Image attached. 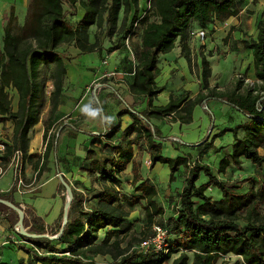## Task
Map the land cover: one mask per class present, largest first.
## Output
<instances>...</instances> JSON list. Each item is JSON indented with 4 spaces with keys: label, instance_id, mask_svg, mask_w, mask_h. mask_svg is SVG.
Returning a JSON list of instances; mask_svg holds the SVG:
<instances>
[{
    "label": "trees",
    "instance_id": "obj_1",
    "mask_svg": "<svg viewBox=\"0 0 264 264\" xmlns=\"http://www.w3.org/2000/svg\"><path fill=\"white\" fill-rule=\"evenodd\" d=\"M147 1L149 9L141 16H138L139 0H30L22 24L18 23L13 7L3 17L0 122L10 121L12 132L10 142H4L0 161L6 167L13 151L20 150L22 158L31 164L35 179L41 176L56 141L47 135L51 125L47 122L43 127V152L28 153L29 134L39 119L40 97L46 81L52 87L49 118L60 103L67 74L66 52L61 46L72 45L83 53L100 50L102 35L110 41L108 49H115L121 44L125 46L136 22L142 24L137 64L128 88L132 94L146 97L149 108L120 110L118 115L129 112L132 119L126 129L120 130L116 126L112 130L92 134L79 166L90 184L85 185L82 180L75 179L81 182L82 188L69 185L72 198L66 222L57 238L22 235L40 251L24 247L28 264H97L94 256H81L84 250L94 255L110 254L112 264H217L227 254L237 257L233 262L221 260L220 264H264V172L261 180L246 176L227 182L214 176L207 163L188 161L187 157L165 156L161 153L162 138L152 123V119H164L167 115L171 121L190 123L195 106L204 105L210 99L222 101L243 113L246 120L230 129L232 150L229 156L219 160L217 171L223 174L228 166H240L243 160L250 161L254 169L261 170L264 163V153L260 152L264 151V7L255 25V37L242 39L243 46L251 51L254 75L260 84L255 83L243 92H224L209 87L210 66L201 56L203 91L193 97L189 96V91L170 94L166 103L153 105L152 100L164 89V85L155 81L160 54L171 51L179 37L181 54L189 62L187 38L191 24L205 28L208 24L223 22L238 14L244 1ZM76 2L79 17L71 23L66 19L69 12L63 4L68 5L70 12L76 13ZM149 14L155 18L149 20ZM93 26L95 31L91 32ZM45 64L50 66L44 73ZM10 89L17 94L16 109L11 106ZM134 149L149 154V167L156 162L167 164L170 181L175 178L174 173L179 166L186 171L178 194L179 205L166 225L169 233L167 252L144 251L138 247V243L152 233V225L161 224L157 217H162L164 207L156 200V186L140 174V163L134 158ZM128 165L131 173L129 193L122 190V175ZM55 170L58 172V165ZM201 173L207 178L205 182H199ZM62 178L68 184L69 180L63 174ZM244 183H247L246 187L240 186ZM211 185L220 190V198L215 199L208 194L207 189ZM89 189L92 190L90 199L93 202L86 206L85 190ZM13 192L14 185L0 192V199L9 200ZM137 205L141 206L145 216L144 229L139 232L143 236L137 240L136 248L129 249L120 246L121 239L113 237L118 232L125 233L130 226L129 215ZM61 223L62 218L52 234L59 231ZM102 230L104 234L97 241ZM34 232L49 231L39 226ZM176 252L178 255L166 263Z\"/></svg>",
    "mask_w": 264,
    "mask_h": 264
},
{
    "label": "rangeland",
    "instance_id": "obj_2",
    "mask_svg": "<svg viewBox=\"0 0 264 264\" xmlns=\"http://www.w3.org/2000/svg\"><path fill=\"white\" fill-rule=\"evenodd\" d=\"M244 5L242 6V9L240 11L241 14L236 19L235 25H238V29L242 34L241 38H233V30L235 29V25L232 23H229L228 20L223 21L222 23L217 24H208L205 29V37L203 39H199L196 37H190L188 36L187 40L190 39V46L189 47V62L186 61L187 66L190 70V73L201 80V56H204L210 66V75L208 76V86L213 87L218 91H224V92H230V91H237V92H243L247 88H252L255 83L260 84V82L256 79V77L249 78L247 70L249 67H251L252 62V56L250 55V50L245 48L242 43V39L249 40L251 37H255L256 35V22L260 18L261 12L264 7V0H243ZM249 4L250 8L252 9H245L244 6ZM139 11L138 16H141L146 10L149 9L148 1L147 0H139L138 3ZM64 9L68 10V14L66 16V19L71 22L75 23L76 20L79 17L78 14V2H76V13H72L69 10V7L67 4H63ZM262 9V10H261ZM252 10V11H251ZM261 10V11H260ZM27 9H24V11L18 12L19 19L18 23L22 24ZM131 13L129 14V16ZM155 17L152 14H149L148 19H154ZM229 19V18H228ZM235 22V19H234ZM139 23V22H136ZM136 23L134 24L133 30L136 31L137 26ZM136 26V29H135ZM196 24H191V29L195 28ZM91 32L95 31V27L93 26L90 30ZM102 43H105L106 46H108V41L106 36L101 37ZM111 38V37H110ZM112 38H114L112 36ZM110 42V41H109ZM65 45H62L61 48L63 49ZM66 47L64 48V50ZM182 55V54H181ZM160 56H162L160 54ZM183 56V55H182ZM251 56V57H250ZM186 60V59H185ZM253 63V62H252ZM50 66V64H45V67L43 68V72L45 73V68L47 69ZM159 66V63H158ZM94 70L91 72H85L86 75L89 74L87 77V80L91 78V75H93ZM85 75V76H86ZM97 75V73H96ZM84 79L80 77L74 76V80L72 83H75L74 89L78 90L80 89V86L82 83H84ZM253 82V84L251 83ZM194 86H196L195 82L192 81ZM202 83V81H201ZM88 87V95L90 96L92 103L97 104L98 100L94 98V93L97 98H99V92L103 90L106 86L102 79L98 78L91 82V84ZM51 85L48 81L45 82V87L43 89V92L41 94L40 100H41V107H40V113H39V119L38 122L32 127L31 131H33L32 135H34L35 132H38L41 130L42 126L47 124V122H50V128L49 136L50 139L53 138L54 142L57 140V135L59 131L64 128L66 125L65 123L70 122L69 115H64L61 117L60 120H57L56 123L55 117H57V109L53 113L52 117L49 118V112H50V102H49V92L51 90ZM93 90L94 93H93ZM9 95L11 96V106L13 109H16V102H17V94L14 89L8 90ZM206 92V90H204ZM96 102H95V101ZM219 101V100H218ZM222 102V101H220ZM224 103V102H223ZM226 104V103H225ZM202 105H197L193 114H192V121L190 123H184V124H178L176 122H167L171 121L170 117H165L164 119L166 121H161V132L163 133L161 136V149L162 154L165 156H168L169 154L177 153L178 151H186L189 148L193 149L194 151L197 150V148L204 146V144L209 143L212 144L215 148L219 146H223L224 148L229 149L231 147V144L233 142V135L231 132V128L235 126L236 124L243 123L246 120V116L235 109L234 107L230 106V109L228 111H217L213 110V113L215 116H211V113L201 107ZM232 116V118H231ZM64 122V123H63ZM8 126H3L1 128V134H0V140H8L10 139L9 136H11V123L10 121L7 122ZM213 125V128L211 129V126ZM211 129V130H210ZM30 131V132H31ZM171 133L173 135H176L178 140L175 142H171L169 139L168 134ZM241 134V132L239 133ZM209 135V136H208ZM4 141V140H3ZM214 141V142H213ZM30 142V141H29ZM44 142V141H43ZM72 142V141H71ZM56 143V142H55ZM55 149V144H54ZM44 150V149H43ZM220 150H223L220 149ZM217 151L214 153H211L212 150L209 149L205 151V154H208L210 158L211 163L213 161L217 160V164L219 160L224 156V152ZM262 151V150H261ZM43 151L40 149V151L37 153L41 154ZM197 152V151H196ZM264 152V151H262ZM221 153V154H219ZM141 152H137L135 158L137 161H139L141 157ZM101 156V154H99ZM173 157V156H170ZM55 160H51L48 157L47 163L44 165V169L42 170L41 176L38 179L33 178L34 177V171L31 166V171L29 170L27 173L25 172L26 176V182L33 181L31 185L25 187L26 192H37L41 191L38 195H30L25 196L26 194L23 193H17L15 198H22L23 201L14 199L12 194L10 195L9 200H4L6 202H9L17 207L18 209L22 210L23 213H26L27 215H24L23 217V228L28 233H35L34 230L38 229L39 226H43L41 219H37L34 216V213L32 209L30 208V205L34 207L38 212L37 214L42 217V219L48 220V219H55L57 221L53 222L51 225H47L48 227H44L47 231L45 233H35V234H48V235H54L51 233V231L56 230V227H58V223L61 221L62 215H63V209L65 205V199L67 196V186L64 184V180L62 181L58 177V173L64 172L63 169H65V166L63 164H59L58 160L54 158ZM33 160H36L34 158ZM27 159H23V170L27 167L25 162ZM190 161L192 159L190 158ZM194 160L193 162H195ZM200 162V161H199ZM55 163L58 165V172L55 170ZM192 163V162H191ZM167 168V172L165 177V186L170 187L173 191H178L183 186V174H184V167L181 166L180 170H177L174 173V179L172 181L169 180V167L165 166ZM6 172L0 178V183L2 181V184L7 183L8 179H10V186L14 185L13 177H12V168L11 166L7 165ZM152 169V167H151ZM264 172V163L262 165L261 170L254 169L252 163L248 160L244 161L243 165L240 166H234L233 169H226L224 175V181H233L242 179L246 176H251L252 178H255V180H261L262 174ZM49 173L52 174L53 179L48 180L45 182L46 178L48 177ZM79 173V172H77ZM63 174V173H62ZM64 175V174H63ZM68 180V185H74L78 189L82 188L81 182H76L75 179H73L68 173L65 172L64 175ZM131 178V173L124 171L122 175V190L124 192H131V187L129 185V181ZM158 179L161 182L160 176L158 175ZM158 181V180H157ZM199 181L202 182V179L199 178ZM160 185V184H158ZM42 186V187H41ZM240 186L246 187L247 183H244ZM69 187V186H68ZM4 188L0 187V192ZM8 190V189H7ZM5 192V190H3ZM86 192V199H85V205L90 206L92 205L90 196L92 194V190H85ZM19 194L24 197H19ZM208 194H210L213 198L218 199L221 196V192L217 187H213L212 190L208 191ZM28 195V194H27ZM164 200L160 201L159 204L165 206L164 213L162 217H157L159 219V222L163 225L169 224V221L173 217L172 214L176 211V199L175 195L171 193L170 196H164ZM0 208L2 209V214L8 219L9 221V230L7 237H11L14 235L15 229L14 226L18 223V211L15 207H12L8 205L5 202L0 203ZM143 209L140 205H137L134 209H132V216H140L138 219H135L133 222L130 221V226L128 229L123 232H118L114 235L113 238L121 239L120 246L122 247H128L129 249L136 248V242L139 238H141L143 235L139 232L144 229V222H145V216L142 212ZM138 214V215H137ZM130 215V218H131ZM53 219V220H54ZM156 224V223H155ZM1 230V227H0ZM56 234V233H55ZM104 234V230H102L99 233L97 241H100L102 236ZM22 236V235H21ZM23 238V237H22ZM170 238H172L170 236ZM54 240L55 238H51ZM26 246H29L34 252H39L38 249L34 247L33 244L29 242L23 243ZM19 250L17 246L10 245L6 247L0 248V253L3 256V260H7L8 253H15ZM178 255V252L171 254V257L166 261V263H170L171 260ZM81 256L84 258H92L94 256V260H96L97 264H112V257L110 254H97L94 255L91 251L84 250L81 253ZM189 262L191 260V253L189 252ZM237 256L232 254H227L223 257H221L217 264H220L221 260L227 261V262H233L236 259ZM2 260L1 263L4 261Z\"/></svg>",
    "mask_w": 264,
    "mask_h": 264
},
{
    "label": "crops",
    "instance_id": "obj_3",
    "mask_svg": "<svg viewBox=\"0 0 264 264\" xmlns=\"http://www.w3.org/2000/svg\"><path fill=\"white\" fill-rule=\"evenodd\" d=\"M29 1L30 0H0V45L3 35V17L7 15L10 8L13 7L17 19H19L18 12L20 11L23 12L24 9H27V5ZM244 7H245L244 10L252 9L250 8L249 4L245 5ZM241 12L242 11H239L237 15L229 17V19H227L228 22L231 23L232 21V23L235 25L237 21L236 19L238 18V16H240ZM217 23L220 24L222 22H215L213 24L215 25ZM136 26H135L136 31L133 30V33L128 38L129 45L127 48L121 44L119 45V47L115 49H108L109 48L108 46L110 45V42L108 41L107 44L108 46H106L105 43H102V48L100 50L83 53L78 48L72 45H67V46L65 45L66 47L65 52L67 59H65L64 61L67 69V74L64 79L63 91L60 97V103L57 107V111H56L57 117H55L54 123H56L57 120H60L61 117L64 115H69L70 122L65 123L66 125L64 126V128H62L59 131L55 143V149L51 150L49 154V159L54 161L55 160L54 158H56L59 164H63L65 166V169H63L64 172L62 171L64 175L66 172L73 179L82 180L85 185H89L90 182L86 174L79 170V166L82 162L81 159H83L85 156V148L89 146V142L92 137V134H96L102 131H109L114 129L116 126H119L120 130L126 129L131 124L132 119L130 117L129 112L123 113L122 115H118V112L120 110L130 111L133 109L144 110L146 108H149V102L146 97L134 95L129 91L128 88V83L131 81L133 77L134 68L135 65L137 64L136 52L140 48V36L142 31V24L136 23ZM234 27L235 29L233 30L232 37L234 39L237 37L241 38L242 34L238 29V25H235ZM90 39L92 38L90 37ZM190 42L191 40L188 39L187 44L189 46H190ZM161 55L162 56H159V60H158L159 66L157 63L155 81L158 85H164V89L161 92H159L157 96L152 100L151 103L153 105H160L166 103L170 94L177 95L183 91H189V96L193 97L199 91L201 90L203 91L201 80L197 77H194L190 73L186 60L181 55L179 37L176 39L174 47L171 49V51ZM250 55H251V51H250ZM92 70H94L93 75H91V78L87 80L89 74L86 75L85 72L87 71L91 72ZM247 72L249 78L255 77L254 67L252 62H251V67H249ZM74 76L76 77L78 76L80 78L85 77L84 83L81 84L78 92L77 89L76 90L74 89L75 83H72L74 80ZM98 78L104 81L106 87L99 92L98 103L94 104L92 103V100L88 95L87 86H89L92 81ZM192 81L195 82L196 86H194L193 83H191ZM86 105L90 106L92 110L96 111L97 115L90 116L83 113L81 109L84 108V106ZM201 107L207 109L211 113V116H215L213 110L214 111L219 110L223 112L224 110L228 111V109H230L229 105L220 102L216 99L208 100ZM195 108L196 106L194 107L193 112ZM161 121H166V120L152 119L154 130L157 132L158 135L163 134L160 131ZM7 122L8 120L1 121L0 129L3 126H8ZM167 122H176L179 125L184 124L179 121H167ZM212 128L213 125L211 126V129ZM11 129H12V123H11ZM43 129L44 128L42 126L41 130L35 132L34 135H32L33 131L30 132L28 153L37 152V151L39 152L40 149H42L43 151L45 145V141L43 140L42 137ZM50 130L51 128H49L47 131L48 136ZM168 136L171 142H175L178 140L176 135L169 133ZM9 138L11 139V136H9ZM10 139L8 140L3 139L4 141L0 140V142L9 143ZM222 148L223 150H220ZM209 149L212 150L211 153L220 150L221 152H224V156H229L232 150L231 147L227 149L221 146L220 144L215 148L212 144L206 143L204 144V146L197 148L196 150L197 152L189 148L186 151H178L177 153L169 154L168 156L187 157L188 161H190L191 158L193 161L197 160L200 161L201 163H207L214 176H216L219 179L220 178L224 179V175L217 171L218 164L216 158L213 161V163H211L210 161L211 157H209L208 154L204 153ZM262 151L260 150L261 153H264ZM137 152L142 153L138 161L140 163V174L142 175L143 178L149 179V181L152 182L157 188L156 200L160 202L165 199L164 196H170L171 193H173L177 201L176 207H178L179 205L178 194L181 189L178 191H173L170 187L165 186V181H166L165 179H167L165 175L166 172L168 171L165 166L168 165L160 162H156L151 169V167H149V154L144 150L139 151L137 149H134V158ZM25 164L27 167L25 168L24 171L27 173L29 170L31 171V164L28 161H26ZM243 164H244V160L241 163V165ZM180 168L181 166H179L178 170H180ZM227 169H233V166L230 165L227 167ZM125 171L129 172L130 174V165L127 166ZM158 175L160 176L161 182L158 179ZM185 175H186V171H184L183 174V184L185 180ZM199 178L202 179V182H205L207 180L206 176L203 175L202 173L200 174ZM50 179H53L51 173H49L45 182H47ZM9 183H10V179H8L7 183L5 184H2L1 181L0 187L4 188L3 190L6 191L7 189L10 188ZM212 189L213 186L211 185L210 187H208L207 192ZM3 190H1V192H4ZM40 192L37 191V192L27 193L25 191L23 194H26L25 196H29V194L38 195L40 194ZM14 195H16V192H13L12 196L15 200L18 199L15 198ZM21 196L22 195L19 194V197ZM22 197H24V195ZM18 200L23 201L22 198H19ZM163 207L165 208V206ZM30 208L34 213V216L41 219L44 227H48L47 225L50 224L52 225L53 222L56 221L54 218H53L54 220L42 219V217H40V215L37 214L38 211L34 207L30 205ZM130 215H129V220L132 222L140 217L137 216L136 218H134L135 216H132L133 215L132 214L130 218ZM9 224L10 223L8 219L2 213H0V227H1L0 248L9 246V244L6 242V240L8 239L7 234L9 230ZM24 247H28V246L22 243L17 245V248L19 250H17V252L15 253H8L7 260H3V256L0 253V264H28L27 263L28 255ZM2 260L4 261L3 263H1Z\"/></svg>",
    "mask_w": 264,
    "mask_h": 264
},
{
    "label": "built area",
    "instance_id": "obj_4",
    "mask_svg": "<svg viewBox=\"0 0 264 264\" xmlns=\"http://www.w3.org/2000/svg\"><path fill=\"white\" fill-rule=\"evenodd\" d=\"M189 36L191 37H196L199 39H203L205 37V29L204 28H193L189 30ZM129 39L127 38L125 40V46L128 47L129 45ZM253 84V82H251ZM95 90H93L94 93ZM94 98L98 100L94 93ZM95 101V100H94ZM96 102V101H95ZM166 117H170V115H167ZM0 134H1V129H0ZM45 148V145H44ZM4 149V142H0V153ZM8 166H11L12 168V177L13 181L15 184L14 186V191H17L18 193H24L27 186L31 185L32 182H26V176H25V171L23 170V158H22V153L20 150H14L11 157L10 161L7 164ZM6 167L3 166V164L0 161V178L4 175L6 172ZM35 178V173L34 177ZM12 186V185H11ZM10 186V187H11ZM7 191V190H6ZM23 212V211H22ZM24 215H27L26 213H23ZM15 232L14 235L11 237H8L6 242L9 245L17 246L19 244H23L26 242L21 236V230H20V225L17 223L14 226ZM168 229L166 225L162 224H153L152 225V233L148 235L146 238H144L142 241L138 243V247L143 249L144 251L147 250H152L154 252H167L168 251V244H167V238H168Z\"/></svg>",
    "mask_w": 264,
    "mask_h": 264
},
{
    "label": "water",
    "instance_id": "obj_5",
    "mask_svg": "<svg viewBox=\"0 0 264 264\" xmlns=\"http://www.w3.org/2000/svg\"><path fill=\"white\" fill-rule=\"evenodd\" d=\"M59 179H61L63 181V178H62V173H58L57 174ZM64 184L67 186V196H66V199H65V205H64V209H63V216H62V223H61V228L59 229V231L54 234V235H48V234H35V233H28L26 232L25 230H23V224H22V221H23V212L22 210L18 209L17 207H15L14 205L12 206V204H10L9 202H6L4 200H1L0 199V202H5L7 203L8 205L12 206V207H15L18 211V224L20 225V230H21V235H25V236H30V237H40V236H45V237H48V238H57L60 233H61V229H62V226L63 224L66 222V217H67V210H68V207H69V204H70V201H71V198H72V193H71V189L70 187H68L69 185L64 182Z\"/></svg>",
    "mask_w": 264,
    "mask_h": 264
},
{
    "label": "clouds",
    "instance_id": "obj_6",
    "mask_svg": "<svg viewBox=\"0 0 264 264\" xmlns=\"http://www.w3.org/2000/svg\"><path fill=\"white\" fill-rule=\"evenodd\" d=\"M81 111H82L83 113H85L86 115H90V116H95V115H97V112L94 111V110H92V109L90 108V106H88V105L84 106V108H82Z\"/></svg>",
    "mask_w": 264,
    "mask_h": 264
},
{
    "label": "bare ground",
    "instance_id": "obj_7",
    "mask_svg": "<svg viewBox=\"0 0 264 264\" xmlns=\"http://www.w3.org/2000/svg\"><path fill=\"white\" fill-rule=\"evenodd\" d=\"M24 230V229H23Z\"/></svg>",
    "mask_w": 264,
    "mask_h": 264
}]
</instances>
